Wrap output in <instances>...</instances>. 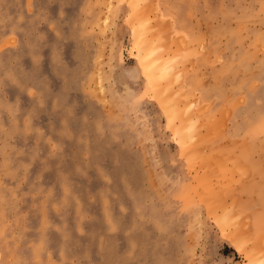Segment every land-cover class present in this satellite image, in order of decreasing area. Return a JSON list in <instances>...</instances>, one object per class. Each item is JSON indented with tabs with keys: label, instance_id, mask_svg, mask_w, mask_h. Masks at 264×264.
Segmentation results:
<instances>
[{
	"label": "rangeland",
	"instance_id": "obj_1",
	"mask_svg": "<svg viewBox=\"0 0 264 264\" xmlns=\"http://www.w3.org/2000/svg\"><path fill=\"white\" fill-rule=\"evenodd\" d=\"M251 260L264 0H0V264Z\"/></svg>",
	"mask_w": 264,
	"mask_h": 264
},
{
	"label": "bare ground",
	"instance_id": "obj_2",
	"mask_svg": "<svg viewBox=\"0 0 264 264\" xmlns=\"http://www.w3.org/2000/svg\"><path fill=\"white\" fill-rule=\"evenodd\" d=\"M140 32H141V31H140ZM142 33H143V32H142ZM142 33L140 34V37H141V38H142V35H143ZM138 35H139V34H138ZM138 35H137V39H140V42L135 41V42L137 43V44L135 43V44L137 45V48H140V50H141V46H140V45H141L142 41H143L144 44H146V45L150 48V49H149V48L146 47L145 45L142 46V48L145 49V51H144V49H142V52H143L142 54H143V55L145 54V56H146V55H148V54L145 53V52L148 51L150 57H148V56H149V55H148V56H146V58H149L150 60H145V59L140 58V59H141L140 63H141V65L143 66V69H145L146 72H148L147 75L149 76L148 79H150V82H151V81L153 82V81H154V68L157 67V65H158V67H159V65H161V66L164 65V66H165V64H163V61H164V60H163L162 63H161V60H162L161 57H160L159 59L156 58V61H157V62H153V64H154V63H155V64L157 63V65H156V66L154 65V68H152V67H153V64H152V62H151V61H152L151 59L154 58V57H151V54L153 53V56L156 55L155 57H157L158 51H157V52H156V51H153V48L150 47L152 44L149 45L150 42L147 44V41H148V40H147L146 43H145V40H146L145 38H142L143 40L141 41V38L138 37ZM135 44H134V45H135ZM153 45H154V44H153ZM153 45H152V47H153ZM137 48H135V49H137ZM151 49H152V53H151ZM154 50H156V49H154ZM149 51H150V52H149ZM154 52H155V53H154ZM140 53H141V52L139 51V57H140ZM154 54H155V55H154ZM143 55H141V56H143ZM143 58H145V57H143ZM157 59H158L159 61H158ZM153 60H155V58H154ZM149 61H150V62H149ZM158 62H159V63H158ZM166 63H167V62H166ZM149 64H150V65H149ZM151 65H152V66H151ZM166 65H167V64H166ZM150 66H151V67H150ZM158 67H157V68H158ZM165 67H166V66H165ZM163 68H164V67H163ZM158 69H159V68H158ZM156 70H157V69H156ZM156 70H155V71H156ZM164 70L166 71V69H164ZM159 72H160V71H159ZM161 75H162V74H161ZM166 75H167V74H166ZM162 78H163V77H161L160 80H161ZM152 82H151V83H152ZM157 82H158V80H157ZM157 82H156V85L158 84ZM154 83H155V82H154ZM154 83H153V85H155ZM163 83H165V82H163ZM159 85H160V84H159ZM162 85H163V84H162ZM162 85H161V87H162ZM164 85H165V84H164ZM157 86H158V85H157ZM155 87H156V86H155ZM163 87H164V86H163ZM163 87H162V88H163ZM162 88H161V89H162ZM158 90H159V89H158ZM160 93H162V91H160ZM161 95H162V94H161ZM159 100H160V99H159ZM168 116H169V115H168ZM173 116H174V115H173ZM175 116H176V115H175ZM176 117H177V116H176ZM173 118H174V117H173ZM177 118H178V117H177ZM180 119H181V118H179V120H180ZM170 122H171V121H170ZM180 122H181V120H180ZM179 124H180V125H179ZM179 124H178V125L181 126V123H179ZM186 124H187V123H184V122H183V124H182V125L184 126V129H182L183 126L181 127V129L178 128L179 126H178V127L176 126L177 131L180 130L179 133H178V135H179V137H180V141H181V142H180V144H181L180 146H182L184 149L187 148V140L185 139V136H183V135L185 134L184 131H185L186 126H187ZM188 144H189V143H188ZM182 147H181V148H182ZM185 150H186V149H185ZM185 150H184V152H185ZM255 257H256V256H255ZM254 262H256V261H254ZM254 262H252V260H251V263L254 264ZM256 263H258V261H257Z\"/></svg>",
	"mask_w": 264,
	"mask_h": 264
}]
</instances>
